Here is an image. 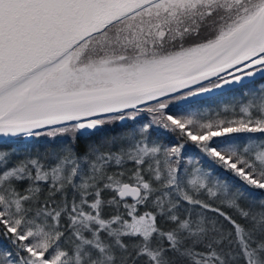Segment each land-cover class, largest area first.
Here are the masks:
<instances>
[{"label":"snow or ice","instance_id":"snow-or-ice-1","mask_svg":"<svg viewBox=\"0 0 264 264\" xmlns=\"http://www.w3.org/2000/svg\"><path fill=\"white\" fill-rule=\"evenodd\" d=\"M0 264H264V0H0Z\"/></svg>","mask_w":264,"mask_h":264}]
</instances>
